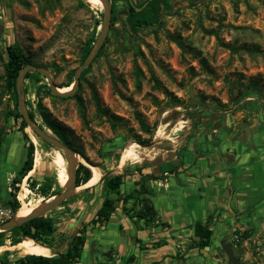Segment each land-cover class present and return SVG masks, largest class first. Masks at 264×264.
Instances as JSON below:
<instances>
[{"label": "rangeland", "instance_id": "1", "mask_svg": "<svg viewBox=\"0 0 264 264\" xmlns=\"http://www.w3.org/2000/svg\"><path fill=\"white\" fill-rule=\"evenodd\" d=\"M110 2L104 41L79 76L76 92L83 100L84 119L75 98L49 95L41 73L32 72L23 80L27 107L45 127L35 106L40 100L69 128L67 138L79 154V163L95 165L100 181L126 167L141 172L149 168L150 175L169 176V188L156 192L165 198L161 200L164 213L172 217L178 207L180 213L195 211L196 218L202 219L199 213L208 209L207 196L200 195L196 183H186L179 160L191 163L199 152L228 150L245 132L252 135L256 147H264V0H169L172 6L162 12L159 23L136 28L127 18L128 0ZM102 17L103 6L95 0H0V129L6 131L0 155V208L6 214L0 222L58 193L67 171L62 151L26 126L34 143L33 165L16 191L17 210L13 212L7 203L10 178L25 142L9 114L13 97L3 86L5 47L16 43L31 63L47 68L55 84L67 88L65 84L72 82L75 68L86 57L82 58L84 48L89 43L93 47L97 39ZM93 91L107 113L97 110ZM135 111L151 126L150 134L140 129ZM129 149L133 152L118 167ZM85 182L45 213L55 226L47 244L23 238L21 244L11 245L10 232L4 230L0 255L12 263L24 253L54 255L64 250L75 218L88 210V201L79 200ZM182 191L189 195L181 197ZM256 197L245 199L248 205L240 211L241 225L229 228L221 240L231 242L241 264H264V214L252 219V212L260 213L252 207ZM172 200L178 201L177 206ZM212 223L215 237L221 234L217 232L220 224ZM117 228L114 232H120ZM211 254L215 264H232L223 246ZM85 262L82 256L80 264Z\"/></svg>", "mask_w": 264, "mask_h": 264}, {"label": "crops", "instance_id": "2", "mask_svg": "<svg viewBox=\"0 0 264 264\" xmlns=\"http://www.w3.org/2000/svg\"><path fill=\"white\" fill-rule=\"evenodd\" d=\"M240 135L235 139L234 144L231 142L228 150L222 148L219 153L216 149L199 152V156L197 155L196 160L191 163L186 162L184 158L179 160L178 169L185 174L186 183H196L197 189L201 192L200 195L207 196L208 209L199 213L202 219L196 218L195 211L193 215L182 214L178 207H175L176 211L172 217L168 215V212L164 213L161 210L163 206L161 200L165 198L161 199L158 193L163 188H169V176L150 175L149 168L141 172L126 167L122 183L113 192H108L104 180L99 179L97 182L84 184L79 200L88 201L86 206L88 210L83 209V213L75 218L71 235L85 225V241L81 247L80 256L74 264H80L82 256L87 259L84 264H124L130 256H132L130 264H187L189 262L215 264L216 261L211 253L222 249L225 242L221 243V240L226 237L229 228L241 225L240 211L248 205L245 199H253L256 194L259 195L264 190V185L261 190L262 182L258 180L260 178L258 171L261 169L260 164L263 160L260 149L251 141L250 133L245 132ZM11 137L12 134L8 137L9 143ZM24 150L22 148L21 161L15 166L16 169L11 177L17 172L24 159ZM132 152L129 149L127 153H124L118 167ZM120 173H123V170ZM65 183L66 178L61 182V186L63 187ZM128 193H132V196L127 197ZM187 193L182 191L181 197H186ZM174 195L178 196V194ZM104 197L114 199L115 209L105 224L92 226L89 220L101 206ZM177 202L171 201L174 206H177ZM143 204H146V209L150 213L145 217L135 216V212ZM159 210L162 212L159 213ZM252 213L254 220L261 216L260 213ZM198 220L211 229L209 245L202 248L197 246L199 237L194 233V225ZM212 222L220 224L217 232L221 234L215 237ZM110 224L113 225L112 228L108 227ZM115 228L120 229V232H114ZM28 240L32 239L25 238L22 241ZM66 248L67 244L60 252H64Z\"/></svg>", "mask_w": 264, "mask_h": 264}, {"label": "trees", "instance_id": "3", "mask_svg": "<svg viewBox=\"0 0 264 264\" xmlns=\"http://www.w3.org/2000/svg\"><path fill=\"white\" fill-rule=\"evenodd\" d=\"M82 3V2H80ZM144 4V5H143ZM172 4L169 3V0H143L141 2L132 3L128 0L127 12H128V21L131 27L136 28L141 25H150L153 23L160 22V16L162 12H168ZM137 7H141L137 10ZM92 44H88L84 48L83 56L84 58L88 52L90 51ZM27 63H31L29 59H27L21 47H19L16 43H10L5 47V60L2 62L3 66V86L5 91L8 92L13 97V108L9 111V114L12 116L13 120L17 122V131L20 132L22 139L25 142V156L22 160L17 172L11 177L10 180V197L7 200L9 206H11L13 212L17 210L19 207V202L16 199V191L18 190L19 184L21 183L23 177L27 175V173L31 170L33 165V157H34V143L31 139H29L27 132L25 131L26 123L23 119L21 113L18 111L17 105V94H16V78L19 70ZM32 72L38 73L37 71L30 70L25 74V79L30 76ZM85 69H83L80 73V77L84 74ZM66 83L65 85H69ZM61 84L60 86H62ZM49 95L59 99H65L67 97L53 95L49 91H47ZM76 99L77 104L79 106V111L81 117L84 119V107L83 100L78 92L74 93L72 96ZM93 97L95 99V104L97 110L102 113H107L108 109H105L99 105V98L96 95V92L93 91ZM26 101V100H25ZM27 104V101H26ZM35 106L38 110V114L40 115L45 128L50 129L54 136L65 142L67 145L71 146L68 141L67 135L69 133V128L62 125L56 118H54L51 112L48 110L46 106H44L40 100L35 101ZM29 115L31 118H34V114L29 109ZM135 118L138 121L139 127L145 133L150 134L152 132L151 126L146 122L145 118L138 111L134 112ZM6 131L0 129V155L3 154V146L5 145V135ZM37 136L35 133H33ZM137 140H141L138 136ZM47 143V142H46ZM50 145L49 143H47ZM126 171L123 173H116L107 175L103 180L105 181L108 192L115 191L119 185L123 181V176ZM91 171L90 169L79 163L76 169V185H79L90 177ZM30 176H27L29 179ZM132 196V193H128L126 195ZM125 196V198H126ZM146 204L135 212V216L137 217H145L150 212L146 209ZM115 209L114 199L109 197H104L102 200L101 206L96 210L94 216L89 220V223L94 225H103L107 221H109L111 213ZM20 211V210H19ZM55 226L51 216L43 214L31 219L24 221L22 224L15 226L7 232H10L9 241L11 245L16 244L23 238L32 239L34 242L39 244H47V239L54 232ZM4 231H0V235L3 234ZM85 225H82L73 235L67 243V248L64 252H56L54 255H42L32 254V253H24L18 257H16L12 263L8 261V259L2 255L0 258L4 262V264H74L79 256L81 247L85 241ZM194 233L199 237V241L197 242V246L199 248L206 247L209 245V239L211 235V229L208 228L207 224H203L200 221H196L194 225ZM130 260H132V256H130L124 264H130Z\"/></svg>", "mask_w": 264, "mask_h": 264}, {"label": "water", "instance_id": "4", "mask_svg": "<svg viewBox=\"0 0 264 264\" xmlns=\"http://www.w3.org/2000/svg\"><path fill=\"white\" fill-rule=\"evenodd\" d=\"M82 1L89 2L90 0H82ZM99 1L103 6V17H102L100 32L97 36V39L93 47L86 55L83 62L80 65H78V67L75 68L73 80L69 85H67L69 86L68 89L61 90V88L63 87L55 84L51 72L45 67L35 65L33 63H27L18 72L16 78V94H17L18 111L21 113L23 119L25 120L26 126L29 129H31L33 133H35L43 141L49 143L50 145L62 151V154L67 162L66 183L58 193L52 195L50 199L35 205L30 212L24 215H13L12 217L0 222V231L9 230L15 226L22 224L24 221L28 219L45 214L47 211H50L53 208L57 207L63 200L67 199L77 187L76 169L79 163V154L71 146L67 145L65 142L54 136L50 129H46L35 118H31L23 95L22 84L25 74L28 71L33 70L43 74L46 77L47 85L49 87L50 92L53 95L67 97L73 95L76 92L78 88L79 76L81 71L91 62V60L97 54L99 48L101 47L104 41V38L106 36L109 27L110 15H111V2L110 0H99ZM130 2L132 1L130 0ZM140 8L141 7H137L136 9L139 10ZM223 251L226 253L229 262H231L232 264H241L238 257L234 253V249L231 242L226 241L224 243ZM0 264H4L1 258H0ZM187 264H194V263L189 262Z\"/></svg>", "mask_w": 264, "mask_h": 264}, {"label": "flooded vegetation", "instance_id": "5", "mask_svg": "<svg viewBox=\"0 0 264 264\" xmlns=\"http://www.w3.org/2000/svg\"><path fill=\"white\" fill-rule=\"evenodd\" d=\"M258 148L260 149L261 158L263 159V160H261L262 161V163L260 164V168L261 169L259 170L261 173H259V171H258V173L261 174V175H258V177H261L262 176V178H261V182L262 183H261L260 188H261V190H263V185H264V147H261L260 146ZM258 180H259V178H258ZM263 191H261V193L259 195L256 194V196H257L256 199L257 200H256V203H253V206H252L254 209L260 210V215L262 213L264 214V192ZM250 200H252V199H250ZM254 204H256L255 207H254Z\"/></svg>", "mask_w": 264, "mask_h": 264}, {"label": "bare ground", "instance_id": "6", "mask_svg": "<svg viewBox=\"0 0 264 264\" xmlns=\"http://www.w3.org/2000/svg\"><path fill=\"white\" fill-rule=\"evenodd\" d=\"M91 1H93V0H90V2ZM95 1L99 2V0H95ZM68 88L69 87L67 86V88L66 87L65 88H61V90H65V89H68ZM123 157H124V154L121 156L120 160H122ZM87 166H88L89 169H91L90 170L91 171V175H90V177L87 179V181L84 184L97 182L100 179V175H101L99 169L95 165H91V164H88V163H87ZM62 178L65 179L66 177H62ZM30 211H31V209L28 210V211H17L15 213V215H24V214H26V213H28Z\"/></svg>", "mask_w": 264, "mask_h": 264}, {"label": "built area", "instance_id": "7", "mask_svg": "<svg viewBox=\"0 0 264 264\" xmlns=\"http://www.w3.org/2000/svg\"><path fill=\"white\" fill-rule=\"evenodd\" d=\"M5 214H6V210L3 208H0V216L5 215Z\"/></svg>", "mask_w": 264, "mask_h": 264}]
</instances>
